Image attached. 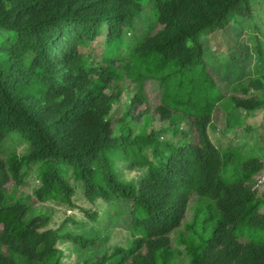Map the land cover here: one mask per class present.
Masks as SVG:
<instances>
[{"label": "trees", "instance_id": "trees-1", "mask_svg": "<svg viewBox=\"0 0 264 264\" xmlns=\"http://www.w3.org/2000/svg\"><path fill=\"white\" fill-rule=\"evenodd\" d=\"M153 2L157 21L127 44L141 0H0V264H177L172 235L195 197L214 204L219 217L207 236L205 226L180 240L189 264H264L257 176L264 160L247 158L243 174L226 180L231 143L217 144L209 131L221 111V133L234 129L236 108L245 114L239 126L250 131L245 119L264 108V95L242 80L223 85L229 74L210 67L202 39L237 15L249 16L251 1ZM104 28V51L96 61L87 48ZM147 78L161 87L155 106L143 90ZM126 83L135 92L115 117ZM156 123L158 129L150 128ZM15 131L29 150L5 157L1 145ZM35 163L37 201L73 205L71 180L82 184L93 205L116 197L122 205L104 220L106 209L83 208L84 214L104 229L119 223L132 244L96 260L82 257L103 237L71 217L53 226L50 213L33 209L21 187ZM122 168L144 173L126 179Z\"/></svg>", "mask_w": 264, "mask_h": 264}, {"label": "rangeland", "instance_id": "rangeland-1", "mask_svg": "<svg viewBox=\"0 0 264 264\" xmlns=\"http://www.w3.org/2000/svg\"><path fill=\"white\" fill-rule=\"evenodd\" d=\"M250 1L253 12L249 16L241 17L237 15L227 28L210 35L206 34L202 39L205 41L206 46L209 45L206 48V55L210 67L217 66L223 74H227V72L229 74L227 81L221 82L223 85H229V83H231L236 86L237 82L242 80L244 85L250 87L258 96L263 97L264 0ZM141 2L142 13L136 16L135 28H131L132 30L130 29V36L125 37V42L127 44L136 42L142 35V32L152 27L157 21L158 15L153 0H141ZM105 29L106 28H104L102 34L95 41L91 42L87 48L91 58L96 61L100 59L104 51V41L106 37ZM222 31L226 33L222 34ZM227 31L229 32L227 33ZM209 37L211 39H208ZM217 39L220 40V45H218L219 42H217ZM231 43L234 45L233 47L230 46ZM216 45L221 50H216ZM226 46H228V48H226ZM124 87V92L119 104L116 106L118 108L117 112H115V117L121 116V106H125L135 92L133 84L126 83ZM143 90L149 103L153 106L159 103L161 87L157 80L152 78L145 79L143 82ZM219 114L216 120L212 122L209 131L211 138L217 144L224 145L228 141L231 143L230 150L233 152L232 159L223 170V175L226 180L232 181L243 174L242 162L247 158L259 157L264 160V108L261 110H254L251 115L245 119L246 123L252 126L250 131H246L243 126H239L243 123L244 118L242 116L245 114L242 109L236 108L234 110V115H239L240 119H238V117L234 119L233 124L235 127L231 129L229 133L227 132L228 134L221 133V129L225 126V112L221 111ZM179 124L181 126H186V121L179 120ZM159 127L160 125L158 123L150 126V128L153 129H158ZM28 145L29 143L25 137L15 131L9 134L3 141L1 152H3L5 157L9 156L11 153L21 155L29 150ZM38 164L39 163H35L33 166L26 169L25 183L21 187V190L25 194L30 195V200L33 201V209L50 213L53 226H58L67 217H71L76 221L85 222L86 227L91 231L92 235L103 237L97 249L82 252V257L87 256L96 260L105 252H111L112 248L117 245L132 244V236L125 228L120 226L119 223H115L110 228L104 229L101 227V223L96 224L89 222L84 214L83 208L92 207L106 209L101 217V219L104 220L109 209L115 210L118 205H122L121 201L116 197L109 202L100 200L97 206L93 205L84 197L82 184L71 180L76 188V193L73 197V205L51 200L47 202L37 201L34 194L35 189L40 183L37 171ZM30 165L32 164L25 165V168ZM122 169V176L126 179H135L144 173V171L138 169L135 171H128L125 168ZM257 176L262 179L260 194L264 196V168L257 173ZM218 217L219 212L214 204H211L206 198L201 199L195 197L190 204L184 222L172 235L173 250L175 251L173 262L177 264H189L184 244L180 242V240H189L190 237H195L193 231H196V235H200L201 232H205V226L207 232L204 233L203 236H207ZM159 263H161V257Z\"/></svg>", "mask_w": 264, "mask_h": 264}]
</instances>
